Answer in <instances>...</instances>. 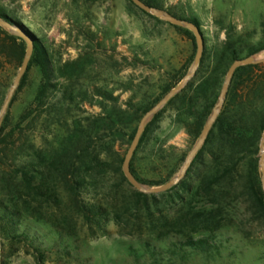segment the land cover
I'll list each match as a JSON object with an SVG mask.
<instances>
[{"label": "rangeland", "instance_id": "rangeland-1", "mask_svg": "<svg viewBox=\"0 0 264 264\" xmlns=\"http://www.w3.org/2000/svg\"><path fill=\"white\" fill-rule=\"evenodd\" d=\"M150 1L199 23L205 40L201 78L220 66L226 69L224 83L233 63L218 64L227 56L226 46L232 43L243 58L250 46L264 41V0ZM0 10L37 36L51 63L47 69L31 63L2 121L4 134L14 132L11 160L5 165L0 161V201L5 204L0 208V264H264V214L246 194L226 198L229 182L214 198L227 205L213 220L217 226L193 233L209 236L210 247L193 250L182 244L185 233L195 223L197 230L205 224L186 218L181 197L188 195L179 185L182 181L162 193H145L123 180L114 162V151L125 159L133 130L139 129L140 122H131L130 115L157 104L190 70L196 38L194 42L177 25L130 0H0ZM9 34L27 43L0 25V112L24 59L20 41L10 40ZM253 56L264 57V50ZM260 64L254 78L264 72V62ZM43 88L46 98L40 105L36 98ZM181 106L180 99L165 105L136 148L133 166L145 182L133 175L148 187L162 186L178 175L200 138L189 134ZM117 110L128 111L124 129L108 138L113 147L97 143L108 164L89 169L85 150L76 177L65 179L62 170L52 171L53 191L48 195L38 196L24 185L17 193V169L22 170L19 175L31 176L35 165L41 172L47 153L77 128V121L86 123L87 117ZM218 143L207 145L185 183L198 184ZM259 171L264 189L260 164ZM136 191L148 197L140 198ZM76 200L107 207L100 225L86 221ZM15 202L22 213L12 216Z\"/></svg>", "mask_w": 264, "mask_h": 264}, {"label": "trees", "instance_id": "trees-1", "mask_svg": "<svg viewBox=\"0 0 264 264\" xmlns=\"http://www.w3.org/2000/svg\"><path fill=\"white\" fill-rule=\"evenodd\" d=\"M134 3L132 0H130ZM151 6L158 7V5L150 0H143ZM0 16L12 24H18L24 28L34 39V54L32 62L42 63L45 69L49 68L50 60L43 44L39 41L37 36L31 32L21 22H18L8 16L6 13L0 10ZM182 18L181 16L175 15ZM185 19V18H183ZM198 26L199 23L195 20L187 19ZM183 30L194 42L195 36L189 29L177 26ZM8 38L13 41L19 40V53L21 59L24 58L27 43L19 37L14 35H8ZM264 50V41L254 44L249 47L247 57L253 56L256 53ZM226 55L223 56L218 64L226 61L228 64L234 62L239 55L233 44L226 46ZM205 57H202L200 66L194 78L178 93L176 94L166 105L172 104L176 99H180L182 106L180 107L181 114L184 116V124L189 134L193 138H199L206 121L212 109L215 107L219 100L220 91L222 88L223 78L222 75L226 73L225 70H221L220 66L213 68L210 73L201 78V69L204 66ZM261 67L260 63L243 65L237 68L232 83L228 90L226 101L224 106L211 128L208 137L196 155L191 167L189 168L184 180L179 184L183 186L184 191L188 196L181 197L184 202V209L186 210L185 216L189 222L195 223L196 220L202 221L204 225L203 229L197 230V224H194L192 232L185 233V239L182 240V244L187 248L207 249L210 247L209 236L195 237L194 232L202 233L214 229L217 224L213 223L215 217L222 216V212L227 208L226 203H221L215 198L218 192H221V188L224 182H229L230 188L224 192L226 198L236 196L237 194H246L252 207L259 209L264 214V189L262 186L259 164H260V151L261 140L264 133V72H260L257 78H254L255 71H258ZM25 73L23 80L26 78ZM200 77V78H199ZM182 79V78H181ZM179 80L176 85L180 82ZM175 85V86H176ZM242 88V90H241ZM172 88H168L166 91H170ZM45 88H43L36 98V102L40 105L44 104L46 94ZM260 99V100H258ZM154 104L149 107H145L144 110L133 112L131 114V122H140L142 114H145ZM165 110L162 108L153 119L147 124L145 131L141 137L138 148L142 145L152 127L157 124L160 117ZM128 111L117 110L116 112H110L107 115H98L87 117L83 121L76 122V129L72 133H67L63 136L57 147L52 148L46 157L44 158V166L41 172H36L33 165L31 170L33 173L31 176L27 172L23 175L18 173L22 170L15 172L14 185L17 189V193H20L22 185L30 189L32 193L38 196H46L53 191V185L50 182L51 173L53 170H62L65 179L76 177L77 169L81 166V155L86 150V158H89V169H93L102 164H108L107 155H104L103 150L99 149L98 142H104L103 144L113 147L112 140L108 138L115 135L117 131L124 129V124L128 122ZM127 115V118L125 117ZM183 119V118H182ZM120 126V128H119ZM4 127L0 130V161L2 165H5L7 161L11 160L9 152L11 148V137L13 132L4 134ZM136 128L133 130L131 139L136 134ZM219 142L216 150L211 152V157L206 165V170L199 177V182L195 186L191 182L185 183V180L193 171L195 164L199 158L203 155L207 145ZM111 143V144H110ZM137 150L131 160V171L136 175L135 168L133 166L134 158ZM115 163H117V169L121 171V178L128 181L122 166L124 162V156L119 152L114 151ZM22 169V168H21ZM40 179V184H36V180ZM13 180V179H12ZM141 180V179H139ZM142 182H145L141 180ZM159 184V183H156ZM173 186L170 189L177 187ZM140 198H147L148 195L142 192L136 191L135 193ZM211 200V201H210ZM4 201H0V208H5ZM76 207L79 212L83 214L86 221L89 223H97L100 225V218L108 213L107 207L103 205L87 203L76 200ZM13 210H10V215H20L22 209L19 207V202H15L12 206ZM97 219V220H96ZM156 250V248H154Z\"/></svg>", "mask_w": 264, "mask_h": 264}, {"label": "water", "instance_id": "water-1", "mask_svg": "<svg viewBox=\"0 0 264 264\" xmlns=\"http://www.w3.org/2000/svg\"><path fill=\"white\" fill-rule=\"evenodd\" d=\"M136 5H138L140 8H142L144 11L148 13H152L162 19H165L166 21L180 26V27H186L189 28L190 30L193 31L195 38H196V43H197V53L196 57L194 59V62L188 71V73L184 76L183 80L180 82V84L172 89L164 98H162L157 104H155L152 108H150L141 118L140 121V126L139 129L133 139L132 145L129 148L124 162H123V172L129 182L135 186L138 190L145 192V193H162L173 186L179 184L186 176L189 168L191 167L196 155L200 151V149L203 147L208 134L213 127L215 121L217 120L223 106L225 103V99L228 93V90L230 88V85L232 83V79L234 77V74L237 70L238 67L243 66V65H250V64H257L260 62H264V57H255V56H249V57H243V58H237L231 65L229 72L227 74V77L223 83L222 90L219 96V100L217 104L215 105L209 119L207 120L203 131L201 133L200 138L196 142L195 146L192 148V150L189 152L181 170L180 173L176 176H174L172 179H170L168 182L163 184L162 186L159 187H148L142 182H140L132 173L131 171V160L133 158V155L136 151V148L138 147L141 137L145 131V128L147 124L153 119V117L176 95L178 94L189 82L190 80L196 75L198 68L200 66L202 57L204 55V49H205V40H204V35L200 29V27L187 19L179 18L176 17L160 8H157L155 6H151L144 2L143 0H132ZM0 25L14 31L17 34H20L22 37H24L27 41V51L25 54V57L23 59L22 66L20 68V71L13 83V85L10 88V91L7 95V98L5 100V103L2 107V110L0 112V130L2 127V121L4 118V115L11 103V100L15 94V91L17 90V87L23 78L24 74L26 73L29 63L31 60V57L34 52V39L32 36L22 27H18L17 25L12 24L11 22L5 20L3 17L0 16ZM261 156H260V169H261V174L263 178V184H264V133L262 136L261 140Z\"/></svg>", "mask_w": 264, "mask_h": 264}]
</instances>
